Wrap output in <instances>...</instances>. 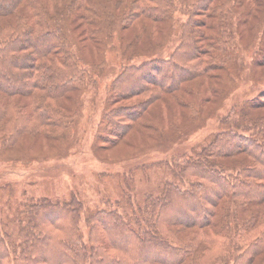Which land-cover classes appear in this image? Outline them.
<instances>
[{"label": "trees", "instance_id": "obj_1", "mask_svg": "<svg viewBox=\"0 0 264 264\" xmlns=\"http://www.w3.org/2000/svg\"><path fill=\"white\" fill-rule=\"evenodd\" d=\"M127 4L122 26L141 18L180 20L165 53L161 48L133 52L139 55L135 60H144L123 65L112 79L110 101L135 103L104 114L110 135L125 136L159 98L186 91L189 79H213L212 89L229 94L227 78L238 79L246 65L241 53L247 48L237 40L248 29L241 32L240 25L259 10V32L247 43L257 44L247 56L252 66L264 64V0ZM97 13L91 0H0V17L6 20L0 25L2 143L12 146L29 134H62L68 124L53 102L80 88L91 70L70 50L64 20L74 22L80 15L90 23ZM150 54L155 58H146ZM230 61L236 62L232 68ZM263 92L227 107L220 126L192 148L191 156L160 161L177 179L165 180L156 192L137 197L126 191L92 210L76 198L29 197L15 231L0 221V264H264V99H258ZM21 98H27L24 107ZM182 102L202 121L220 117V107L203 117V111Z\"/></svg>", "mask_w": 264, "mask_h": 264}, {"label": "rangeland", "instance_id": "obj_2", "mask_svg": "<svg viewBox=\"0 0 264 264\" xmlns=\"http://www.w3.org/2000/svg\"><path fill=\"white\" fill-rule=\"evenodd\" d=\"M128 1L91 0L98 11L92 22H86L80 15L74 22L72 18L64 20L70 50L91 70L80 88L53 102L63 110L68 124L62 134L23 135L12 146L0 139V221L9 224L11 231H15L19 210L29 197L76 198L86 210H92L104 198L116 199L126 191L137 197L145 190L156 192L165 180L177 179L160 161L172 156H178L181 161L191 156L192 148L201 146L208 134L220 126L218 120L228 113L227 107L264 90V81L256 80H264V64L252 66L247 56L249 47L255 48L257 44L253 43L254 39L247 43L259 32L262 20L259 10L257 16L251 13V21L240 25L241 32L242 28L248 29L237 40L247 48L241 53L246 65L238 79L231 76L235 84L227 78L229 94L226 90L218 93L220 89H212L217 85L213 79H189L184 83L188 87L186 91L181 89L159 98L138 116L137 123L123 138L110 135L104 114L114 106L135 103L133 98L110 101L108 87L112 79L123 65L144 60H135L139 55L133 52L157 53L159 48L164 52L176 37L180 20L173 17L151 23L141 18L122 26ZM5 21L0 17V25ZM150 55L146 58H155ZM235 63L230 61V68ZM258 99H264V95ZM25 100L21 98L19 105L24 107ZM182 101L203 111V117L220 107V117L202 121L201 115L196 116V111L183 106Z\"/></svg>", "mask_w": 264, "mask_h": 264}]
</instances>
